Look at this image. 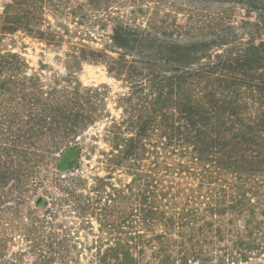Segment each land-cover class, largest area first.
<instances>
[{"label": "trees", "instance_id": "16d2710c", "mask_svg": "<svg viewBox=\"0 0 264 264\" xmlns=\"http://www.w3.org/2000/svg\"><path fill=\"white\" fill-rule=\"evenodd\" d=\"M200 1L0 0V264H264V0Z\"/></svg>", "mask_w": 264, "mask_h": 264}, {"label": "rangeland", "instance_id": "374dc122", "mask_svg": "<svg viewBox=\"0 0 264 264\" xmlns=\"http://www.w3.org/2000/svg\"><path fill=\"white\" fill-rule=\"evenodd\" d=\"M85 1V0H79ZM148 4L154 8L160 7L162 10H179V8H187L188 6L194 9H206L210 12L219 11L223 8L229 9L228 11L233 14L234 20L246 19L247 15L244 8L234 3H228L224 6L215 4H205L200 0H149ZM254 19L256 15L251 14ZM16 51L20 52L28 61L30 67L34 70H39L42 63L48 64L52 71L64 72V66L57 60V52L52 49L46 48L44 44L34 40L30 37H23L19 39L16 46ZM80 79L85 85H98L101 83H108L113 87L114 92L118 90L117 84L112 78L107 75V71L102 64H85L80 73ZM100 147L103 148L104 144L101 143Z\"/></svg>", "mask_w": 264, "mask_h": 264}]
</instances>
